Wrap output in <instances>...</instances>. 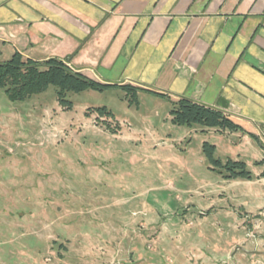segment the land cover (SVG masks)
Returning a JSON list of instances; mask_svg holds the SVG:
<instances>
[{"label": "rangeland", "instance_id": "rangeland-1", "mask_svg": "<svg viewBox=\"0 0 264 264\" xmlns=\"http://www.w3.org/2000/svg\"><path fill=\"white\" fill-rule=\"evenodd\" d=\"M59 90L23 103L0 90V264H264V212L215 210L225 178L187 159L214 158L193 141L206 126L175 124L173 107L169 127L155 114L138 128Z\"/></svg>", "mask_w": 264, "mask_h": 264}, {"label": "crops", "instance_id": "crops-1", "mask_svg": "<svg viewBox=\"0 0 264 264\" xmlns=\"http://www.w3.org/2000/svg\"><path fill=\"white\" fill-rule=\"evenodd\" d=\"M16 54L114 86L68 96L138 128L155 114L169 127L181 100L225 115L243 132L195 126L193 141L215 146L212 160L244 162L252 179H224L205 154H186L187 170L224 179L215 210L264 212V0H0V64Z\"/></svg>", "mask_w": 264, "mask_h": 264}, {"label": "trees", "instance_id": "trees-1", "mask_svg": "<svg viewBox=\"0 0 264 264\" xmlns=\"http://www.w3.org/2000/svg\"><path fill=\"white\" fill-rule=\"evenodd\" d=\"M51 85L60 88L57 92L60 101H64L67 91L79 93L89 88L104 91L114 87L101 85L88 81L79 75H73L61 63L47 62L41 64L23 61L18 54L11 61L0 64V90L4 91L11 103L26 102L34 95L45 92ZM126 89L132 91L131 88ZM174 106L176 109L172 111V114L175 124H200L209 128L226 126L233 130H243L223 114L190 101L181 100L174 103ZM207 147L214 149L213 146L205 144L204 148ZM208 158L211 161L213 153H210ZM214 161L218 163L216 160ZM226 167L229 175H225V179L251 178L243 163L229 161Z\"/></svg>", "mask_w": 264, "mask_h": 264}, {"label": "water", "instance_id": "water-1", "mask_svg": "<svg viewBox=\"0 0 264 264\" xmlns=\"http://www.w3.org/2000/svg\"><path fill=\"white\" fill-rule=\"evenodd\" d=\"M250 253H252V254H259L260 252L254 251V252H250Z\"/></svg>", "mask_w": 264, "mask_h": 264}]
</instances>
